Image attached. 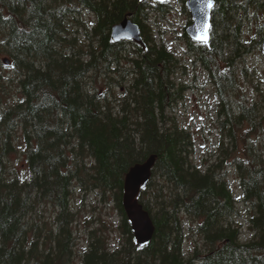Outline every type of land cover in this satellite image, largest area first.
<instances>
[{"label": "trees", "instance_id": "1", "mask_svg": "<svg viewBox=\"0 0 264 264\" xmlns=\"http://www.w3.org/2000/svg\"><path fill=\"white\" fill-rule=\"evenodd\" d=\"M166 4L0 0V56L14 72L0 71V264L73 263L76 187L111 198L124 234L120 247L111 249L103 233L90 230L82 264H264V94L249 104L229 99L236 71L246 68L243 32L264 14V0H214L209 40L184 34L220 97L219 151L202 165L194 161L191 132L167 113L182 98L185 86L176 77L185 66L143 22ZM81 8L93 14L91 26L78 17ZM124 17L139 26L143 46L111 39V27ZM255 32L259 45L264 20ZM97 77L104 78L103 93L90 89L88 79ZM121 80L123 91L114 92ZM239 141L244 156H234L231 167L246 205L245 240L226 177L227 157ZM17 152L23 153L19 170L10 159ZM152 154V174L137 200L155 230L139 247L121 205L123 181L132 165ZM43 205L55 210L51 223L39 212ZM182 214L196 220L191 229L199 241L188 251Z\"/></svg>", "mask_w": 264, "mask_h": 264}, {"label": "rangeland", "instance_id": "2", "mask_svg": "<svg viewBox=\"0 0 264 264\" xmlns=\"http://www.w3.org/2000/svg\"><path fill=\"white\" fill-rule=\"evenodd\" d=\"M147 1L152 4L156 2L155 0ZM185 1L167 0V4L164 6L165 10H153L150 12L149 18L143 22L147 25L148 31L154 39L163 43L185 66L184 71H180L176 77L177 82H182L185 86L182 91V98L171 106L167 113L181 127H185L191 132L194 139V161L198 165H202L205 161L212 160L219 151L221 130L216 110L218 109L220 97L217 94L215 84L209 77L208 71L199 61H195L188 48L186 36H184V29L188 24V15L182 8ZM78 17L83 18L89 26L95 19L93 14L85 8H81ZM256 19L257 22L251 21L250 24L248 22L243 32V41L246 42L245 48L248 49L244 60L245 73L239 70L236 71V88L229 94L230 100H244L246 104L257 100L261 92L264 94V42H260L259 45L256 44L260 40L261 35L255 32L257 23L263 22L264 14L259 13ZM73 35L78 36L79 40L84 37L82 34L78 35L77 33H73ZM4 57L3 55L0 56L1 74L13 77V69L7 67L10 63L5 64L2 61ZM219 65L222 68L221 61ZM109 73L111 72L109 71ZM98 78H100L98 82H94L90 78L88 83L90 89L95 87L96 90L103 93L107 90V87L104 85V78ZM10 83L11 93L18 96L19 93L16 90L15 81H10ZM123 84L124 80H121V84L114 89V92L118 91V93H121L124 89ZM249 139L255 140V134L250 135ZM257 142L259 145L263 144L260 139ZM243 147V141H239L237 146H234L230 151L232 153L227 157L228 174L226 177L237 201V208L242 214V217L239 218V230L240 237L245 240L250 238V229L245 219L247 213L246 205L241 199L237 174L231 167L234 156L236 158L244 156L241 152ZM10 159L12 160V165L16 166L18 170L22 168L23 153H12L10 154ZM20 173L23 174L24 171H20ZM72 208L76 213V222L73 225L75 231V257L72 264H82L81 255L89 244L90 230L97 229L100 233H103L105 244L108 248L115 249L120 247L124 241V234L119 229L121 217L111 198L103 199L95 191H84L76 187L74 188ZM39 212L42 213V217L45 220L50 223L53 221L55 210L52 207L43 205L42 208H39ZM181 218L185 226L184 249L188 251L189 248H193L196 241H199L191 229L195 226L196 220L186 214H182Z\"/></svg>", "mask_w": 264, "mask_h": 264}, {"label": "water", "instance_id": "3", "mask_svg": "<svg viewBox=\"0 0 264 264\" xmlns=\"http://www.w3.org/2000/svg\"><path fill=\"white\" fill-rule=\"evenodd\" d=\"M155 1L165 2L167 0ZM206 2L207 0L185 1L191 22L185 27L184 31L189 39L193 41L205 42L201 39L202 36L207 37L206 42L209 40L211 10L214 0H212L211 8L206 7ZM110 37L114 42L130 40L141 46L144 45L139 26L128 17H124L111 27ZM2 61L5 64L9 63L7 58H3ZM155 158L156 156L152 154L144 161L132 165L125 174L123 181L121 205L131 225L133 239L139 247L150 242L155 230L150 215L137 200L141 187L145 186L151 177Z\"/></svg>", "mask_w": 264, "mask_h": 264}, {"label": "snow or ice", "instance_id": "4", "mask_svg": "<svg viewBox=\"0 0 264 264\" xmlns=\"http://www.w3.org/2000/svg\"><path fill=\"white\" fill-rule=\"evenodd\" d=\"M206 7H208V8H211L212 7V0H207ZM201 39L206 42L207 37L206 36H202Z\"/></svg>", "mask_w": 264, "mask_h": 264}]
</instances>
